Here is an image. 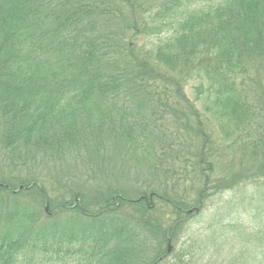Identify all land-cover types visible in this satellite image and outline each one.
<instances>
[{"label": "trees", "instance_id": "trees-1", "mask_svg": "<svg viewBox=\"0 0 264 264\" xmlns=\"http://www.w3.org/2000/svg\"><path fill=\"white\" fill-rule=\"evenodd\" d=\"M175 123L189 167L177 174L202 182L195 199L159 185L151 198L72 186L51 198L35 173L0 175V264L158 263L209 190L264 188V0H0V161L63 162L121 142L148 153ZM173 143L159 156L178 162ZM227 146L251 164L213 179Z\"/></svg>", "mask_w": 264, "mask_h": 264}, {"label": "rangeland", "instance_id": "rangeland-1", "mask_svg": "<svg viewBox=\"0 0 264 264\" xmlns=\"http://www.w3.org/2000/svg\"><path fill=\"white\" fill-rule=\"evenodd\" d=\"M118 24V20L113 19L110 23L113 27ZM134 39L132 41L138 44L155 41V38ZM182 92L198 111L202 110V105L195 100L189 84L184 86ZM149 113L148 110L147 114ZM175 128L178 132L174 130ZM186 134V130L178 123L170 124L166 136H161L158 132L157 137L148 141L151 145L148 153L145 150L141 151L142 148L138 150L132 144L131 147L121 142L111 143L101 151L84 150L80 156L63 162L39 160L36 164L30 163L25 167L14 168L2 160L0 175L6 180L11 176L30 179L34 178L35 173L36 177L43 180L51 198L59 196V192H65V188L70 186L87 198L107 188L122 190L130 200L135 199L141 192H145L151 198L152 194L147 193L150 192L151 185H159L168 193L172 194L174 191L177 196H186L184 198L190 196L195 199L196 188L202 182H192L189 172L186 178L185 174L182 176L177 174L184 169L189 171V167L186 166L188 159L185 156L186 150L182 147V143L187 144L184 140ZM169 137L172 139H168ZM166 140L168 143L175 142L173 145L176 152H183L182 157L177 158L178 162L168 158L174 157L175 154L170 150L166 152L169 154L159 156L162 151L161 145L166 143ZM219 152L214 175L210 173L213 179L220 175L229 177L230 174L251 164L243 159L237 148L222 147ZM154 165L157 168L154 169ZM258 182L261 184V179ZM256 183L248 185L239 183L230 190L221 189L216 192L209 190L202 201V207L193 213L191 211L196 208L186 210V213L189 212L191 215L181 218L182 227L170 236V240L162 242V249L166 248V252L168 243L171 247L168 257L153 264H264V215L260 212L264 203L257 198L258 194L264 192V188L256 187ZM153 204L165 209L157 199L153 200ZM55 207L47 206V214L54 213ZM172 216L166 214L167 218L172 219ZM82 222L90 223L87 220ZM151 252L148 248V254Z\"/></svg>", "mask_w": 264, "mask_h": 264}, {"label": "water", "instance_id": "water-1", "mask_svg": "<svg viewBox=\"0 0 264 264\" xmlns=\"http://www.w3.org/2000/svg\"><path fill=\"white\" fill-rule=\"evenodd\" d=\"M21 188H22V186H19V187L17 188V191L20 190ZM15 191H16V190H15ZM47 206H48V205H47V203H46V205H45V211L47 210ZM194 212H197V209H195ZM170 249H171V247H170V245H169V243H168V246H167V253L170 252Z\"/></svg>", "mask_w": 264, "mask_h": 264}]
</instances>
